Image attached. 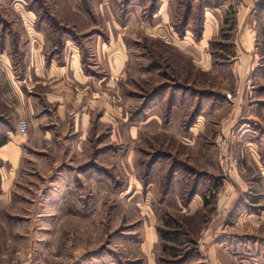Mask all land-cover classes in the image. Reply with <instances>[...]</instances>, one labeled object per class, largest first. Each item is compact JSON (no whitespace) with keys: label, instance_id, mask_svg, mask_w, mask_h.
<instances>
[{"label":"rangeland","instance_id":"374dc122","mask_svg":"<svg viewBox=\"0 0 264 264\" xmlns=\"http://www.w3.org/2000/svg\"><path fill=\"white\" fill-rule=\"evenodd\" d=\"M205 1L167 0L169 35L165 26V33L149 27L165 21L153 17L162 0H0V42L10 58L0 57V111L16 90L8 72L24 75L38 40L31 3L78 30L88 58L96 34L105 40L111 30L129 54L115 77L97 52V138L73 153L62 143L25 162L10 192L0 194V264H148L140 249L147 224L161 236L157 264H264V0L227 1L206 47L210 66L178 45L190 28L199 42ZM242 5L253 15L258 66L251 93L230 101L228 92L240 95L229 59ZM203 107L206 129L191 132ZM145 108L175 119L178 130L146 122ZM193 199L198 209L188 206Z\"/></svg>","mask_w":264,"mask_h":264},{"label":"crops","instance_id":"0c3cea01","mask_svg":"<svg viewBox=\"0 0 264 264\" xmlns=\"http://www.w3.org/2000/svg\"><path fill=\"white\" fill-rule=\"evenodd\" d=\"M206 1V3H202L205 20L199 42L193 39V31L190 28L185 31V37L183 40H179L178 45L195 61L210 66L214 60L212 55L206 52V47L220 31L222 24L220 19H225L227 13L225 4L228 0H215L218 4L212 0ZM167 4V0H162L153 14V17L158 13L162 14L165 21L149 27L163 33L166 30L170 35L166 26L169 18ZM223 8H225L224 11L221 10ZM29 9L30 16L36 17L37 20L35 29L31 28V33L33 36L37 35L38 40L35 43L31 42V62L28 65L25 64L24 75L17 79L12 70L7 71L10 80L11 77L13 78L16 90L14 95L10 96V102H5L7 110L0 111V132H4L8 136L7 143L0 147L1 195L10 192L8 188L14 184L19 172H23L25 162L29 161L32 164V162L39 161L37 160L38 156L47 157L50 148L60 146L62 143L68 145L73 153L75 147L80 149L86 145L87 137L97 138V52L99 51L100 56L105 53L109 65L108 74H112V76L124 73V68L129 60L128 46L120 34H114V31L111 30L104 36L105 40L97 39L96 34L92 46V58H88L84 50L82 53L80 52L83 41L81 40L82 34L78 30L62 25L52 14L48 15L58 23V26L56 28L49 27L45 20H39L40 15L33 5ZM248 9L242 5L235 19L234 26L239 30V33L234 41L235 55L231 56L229 61L232 63L235 86L237 85L236 92L240 95L233 97L228 92L227 94H231V98H228L230 101L242 100V96L247 98L251 90L244 91L245 82L247 78H251L252 72L258 66L259 55L256 51L257 48L252 43L254 19L253 15L248 13ZM218 13H222V15ZM163 26H165V30L159 29ZM43 27L46 28L45 33L47 32L50 37V44L44 40ZM68 48L69 51H67ZM0 57H6V62H10L2 42H0ZM1 58L0 61L4 62ZM25 76L29 77L28 81L24 80ZM240 85L243 90L238 88ZM233 103L239 111L240 107L237 106L239 102ZM151 109L146 111L145 108L144 110L143 115L149 116L146 117V122L156 118L161 128L171 127L170 125L174 124L173 129L178 130L175 119L166 121L159 115L151 116ZM206 111V108L203 107L199 115L196 113V119L190 123L191 132L206 129L204 122V120L206 121ZM237 114L240 115V112ZM21 120H25L28 126L25 134L20 132L19 123ZM236 121L237 116L232 121L228 120L224 127L229 130ZM245 125L243 122L242 126ZM62 133L64 136L67 135V138H61L60 134ZM181 192L183 191H178V193ZM225 200V197H221L219 206L223 205ZM195 203L196 201L193 199L188 206L191 209L194 207L198 209L199 206ZM160 240L161 236L157 226L147 224L140 249L148 264H157L154 251ZM212 251L210 254L216 257L215 252Z\"/></svg>","mask_w":264,"mask_h":264},{"label":"trees","instance_id":"16d2710c","mask_svg":"<svg viewBox=\"0 0 264 264\" xmlns=\"http://www.w3.org/2000/svg\"><path fill=\"white\" fill-rule=\"evenodd\" d=\"M206 2H208L209 3V1H206ZM205 2V3H206ZM216 4H218L217 2H216ZM31 5H32V3H31ZM30 5V6H31ZM40 19H43V20H45L46 21V23H48V26L49 27H53V28H56L58 25V23H56L55 22V20L52 18V17H50L49 15H47L46 13L44 14H40V17H39V20ZM181 26V25H180ZM199 36V35H198ZM7 141H8V136L4 133V132H0V147L2 146V145H4V144H6L7 143Z\"/></svg>","mask_w":264,"mask_h":264},{"label":"built area","instance_id":"2783aa9c","mask_svg":"<svg viewBox=\"0 0 264 264\" xmlns=\"http://www.w3.org/2000/svg\"><path fill=\"white\" fill-rule=\"evenodd\" d=\"M245 86L247 90H251L253 88V83L251 78H247L245 82ZM229 98H231V94L227 95ZM20 132L25 134L27 132L28 126L25 120H21L19 123Z\"/></svg>","mask_w":264,"mask_h":264}]
</instances>
